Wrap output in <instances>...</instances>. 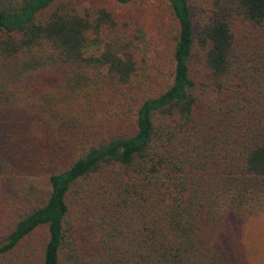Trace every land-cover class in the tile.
Here are the masks:
<instances>
[{"label": "trees", "instance_id": "obj_1", "mask_svg": "<svg viewBox=\"0 0 264 264\" xmlns=\"http://www.w3.org/2000/svg\"><path fill=\"white\" fill-rule=\"evenodd\" d=\"M261 219L264 0H0V264H264Z\"/></svg>", "mask_w": 264, "mask_h": 264}, {"label": "rangeland", "instance_id": "obj_2", "mask_svg": "<svg viewBox=\"0 0 264 264\" xmlns=\"http://www.w3.org/2000/svg\"><path fill=\"white\" fill-rule=\"evenodd\" d=\"M151 1H155V0H150ZM90 52H93V50H90ZM31 184V182H29ZM31 186H37V184H35L34 182L31 184ZM39 188V190H46V187L44 186H37ZM253 227V232L257 233L259 237V234H263L264 233V219L258 220L255 222V224L252 226Z\"/></svg>", "mask_w": 264, "mask_h": 264}]
</instances>
